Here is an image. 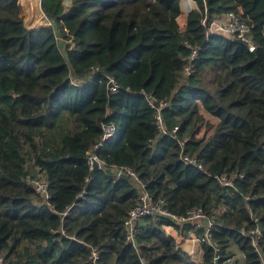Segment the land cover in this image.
I'll return each instance as SVG.
<instances>
[{
    "label": "trees",
    "instance_id": "trees-1",
    "mask_svg": "<svg viewBox=\"0 0 264 264\" xmlns=\"http://www.w3.org/2000/svg\"><path fill=\"white\" fill-rule=\"evenodd\" d=\"M193 1L180 25L179 0H42L54 23L28 29L15 0H0V264H212L204 243L191 261L163 216L143 218L135 244L125 240L139 188L125 174L112 181L110 166L121 164L170 211L212 216L223 257L259 264L248 233L264 228V0ZM228 11L249 24L254 51L208 35ZM185 41L199 47L189 76ZM144 93L167 102L164 132ZM200 108L217 121L206 124ZM102 122L117 132L95 149L106 168L89 169ZM222 173L238 174L232 187L214 177ZM30 178L47 182L46 200ZM257 244L264 252V231Z\"/></svg>",
    "mask_w": 264,
    "mask_h": 264
},
{
    "label": "built area",
    "instance_id": "built-area-1",
    "mask_svg": "<svg viewBox=\"0 0 264 264\" xmlns=\"http://www.w3.org/2000/svg\"><path fill=\"white\" fill-rule=\"evenodd\" d=\"M41 1L42 0H15L19 15L22 18L23 24L26 28L32 29L42 23L46 25H53L54 22L44 14L41 7ZM37 10L40 11L42 20H38L35 25L30 28L26 24L28 22H34L36 20ZM225 18L226 19L220 25H218L217 31L227 35L232 39H239L247 46L249 51H253L255 49V43L250 34V26L245 20L240 17L239 12L228 11ZM210 24L208 26V35L211 33L209 28ZM184 44L190 49V52L187 56L182 58L184 63L182 72L185 76H189L194 73L195 59L198 56L199 47L198 45L190 44L187 41H185ZM108 83L109 85L107 86V89L110 92H116L118 86L115 84L114 80L111 77H108ZM144 96L149 106L153 109L154 122L157 130L160 132H164L165 128L162 120V109L165 105H167V102L158 101L155 97L148 93H144ZM177 127L178 126H174L172 128V134L177 131ZM101 128V138L91 149L86 152L87 164L89 169H93L95 166L102 169L106 168L104 160L98 158L95 153V149L101 146L104 140L113 137L117 132V129L113 123L102 122ZM201 130L202 127L198 132V135L200 134ZM178 142L180 143V145H183L184 139L178 140ZM181 158L185 163H191L196 165L198 168H202L201 163L196 159V157H190L188 155L181 154ZM110 169L113 171V182H117L120 176L125 174L135 182H137L139 188L138 200L132 207L129 208L123 221L124 237L126 241L135 244L138 228L143 218L148 216L152 218L163 216L169 220V222L163 224V228L168 234L170 230L176 226L179 228L190 226L192 228L193 234L191 236V239L199 245V249L197 251L189 252L188 255L191 261H200L202 257L201 244L203 243L211 247L213 250L211 259L212 264H233L236 259H243L244 256L241 252H237L232 256H222L220 246L213 238L212 229L215 225L214 218L212 216H209L201 206L188 208L183 213H174L170 211L164 198H154L153 194L148 192L146 183L140 180L138 171L134 167L126 164H121L111 165ZM237 175V173H233L230 175L222 173L214 174V177L217 178L223 186L232 187L233 179L236 178ZM239 176L242 175L240 174ZM29 180L34 186L35 190L43 196L44 200H46L49 197L47 182L38 178H30ZM66 213L67 211L64 212V214ZM248 235L251 238V245L257 252L259 264H264V252L260 250L257 244L258 238L261 237V231L257 227L256 229L251 230ZM90 258L93 262H96L98 259V251L95 247H91Z\"/></svg>",
    "mask_w": 264,
    "mask_h": 264
},
{
    "label": "crops",
    "instance_id": "crops-1",
    "mask_svg": "<svg viewBox=\"0 0 264 264\" xmlns=\"http://www.w3.org/2000/svg\"><path fill=\"white\" fill-rule=\"evenodd\" d=\"M179 7H180V14L177 18L180 25H183L185 22V16L186 14L195 7V2L193 0H179ZM226 13L221 14L218 18L214 19L212 23L210 24V31L212 32H218L217 27L220 25L226 18ZM180 20V21H179ZM200 111L205 114L207 113L202 108H200ZM208 114V113H207ZM210 117V120L213 118L214 122L217 121V118L208 114ZM165 231V230H164ZM167 235H170L178 248L189 254L191 251H197L199 249V245L195 243L191 236L193 234V231L191 229H180L179 227H174L170 230L169 234L165 231Z\"/></svg>",
    "mask_w": 264,
    "mask_h": 264
},
{
    "label": "rangeland",
    "instance_id": "rangeland-1",
    "mask_svg": "<svg viewBox=\"0 0 264 264\" xmlns=\"http://www.w3.org/2000/svg\"><path fill=\"white\" fill-rule=\"evenodd\" d=\"M65 3H67V1H66ZM66 10L69 11V9H66ZM38 20H42V19H41V13H40L39 10H37L36 20H35L34 22H28L26 25H27L28 27L32 28ZM179 21H180V20H179ZM40 25H46V24H43V23H42V24H40ZM40 25H39V26H40ZM35 28H36V27H35ZM57 37H58V41H59L61 44H64V39L61 37V35H60L59 33H57ZM204 119H205V121H206V124H207V123H215V122L213 121V120H215V119L213 118L212 120H210V117H209V115H208L207 113L205 114ZM206 124L203 123V125H202V130H201L199 136L202 135L203 132H204V130L206 129Z\"/></svg>",
    "mask_w": 264,
    "mask_h": 264
},
{
    "label": "water",
    "instance_id": "water-1",
    "mask_svg": "<svg viewBox=\"0 0 264 264\" xmlns=\"http://www.w3.org/2000/svg\"><path fill=\"white\" fill-rule=\"evenodd\" d=\"M234 41L239 42L240 40H239V39H234ZM253 51H254V50H253ZM258 229H259L260 231H264V228L260 225V223H258Z\"/></svg>",
    "mask_w": 264,
    "mask_h": 264
},
{
    "label": "bare ground",
    "instance_id": "bare-ground-1",
    "mask_svg": "<svg viewBox=\"0 0 264 264\" xmlns=\"http://www.w3.org/2000/svg\"><path fill=\"white\" fill-rule=\"evenodd\" d=\"M50 19V18H49Z\"/></svg>",
    "mask_w": 264,
    "mask_h": 264
}]
</instances>
